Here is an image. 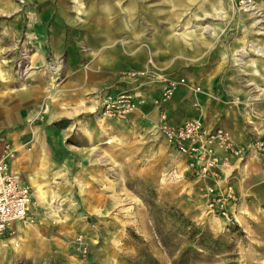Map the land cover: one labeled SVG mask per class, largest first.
I'll return each instance as SVG.
<instances>
[{
	"label": "rangeland",
	"instance_id": "rangeland-1",
	"mask_svg": "<svg viewBox=\"0 0 264 264\" xmlns=\"http://www.w3.org/2000/svg\"><path fill=\"white\" fill-rule=\"evenodd\" d=\"M225 1L228 18L200 22L218 33L200 36L204 0L175 7L174 26L158 14L157 30L142 11L170 10L166 0H0V161L34 193V217L15 224L17 246L0 241V264H264V82L249 71L264 36L251 31L243 64L233 52L244 7L264 0ZM167 28H186L182 50L159 56L149 40ZM123 92L131 116L100 117L103 96ZM192 118L228 135L211 167L153 132Z\"/></svg>",
	"mask_w": 264,
	"mask_h": 264
},
{
	"label": "built area",
	"instance_id": "built-area-1",
	"mask_svg": "<svg viewBox=\"0 0 264 264\" xmlns=\"http://www.w3.org/2000/svg\"><path fill=\"white\" fill-rule=\"evenodd\" d=\"M126 75L135 77L142 76L143 73ZM135 108V100L128 93L106 95L101 100L100 115L126 119ZM163 123L162 120L153 132L160 135L172 150L193 159L197 164L205 161L208 167H211L216 162L212 149L214 143L226 149L230 147L227 134L221 129H207L198 118L186 120L177 126H167ZM33 205L32 187L13 172L7 162L0 161V241L12 239L13 245L17 246V232L14 226L34 217ZM220 212L222 216H227L225 211Z\"/></svg>",
	"mask_w": 264,
	"mask_h": 264
},
{
	"label": "bare ground",
	"instance_id": "bare-ground-1",
	"mask_svg": "<svg viewBox=\"0 0 264 264\" xmlns=\"http://www.w3.org/2000/svg\"><path fill=\"white\" fill-rule=\"evenodd\" d=\"M146 1L147 2L148 1L157 2L159 0H146ZM199 1L200 0H168V1L166 0V2H164V3L169 5V9L170 10L162 9V8H154L152 10H148L149 12H147V9L142 7L143 8L142 12H143L144 16L147 17V23L150 24L151 28L154 29V30H157L158 29V23H156L154 21V19H156L158 17V14L164 12L165 13L164 16H166V20L169 22L170 26H174L173 20L179 19L180 15L175 14L173 9L175 7L176 8L177 7H182L183 9H185L187 7H190V6H191V8H194V5H196V3L199 2ZM184 2L186 4H184ZM202 5H203V3L201 4V7H202ZM244 8H248V10L246 12L249 13V14L248 15H241L240 19L237 21V24H238V27H240L239 28L240 31H243L242 33L245 34V35L243 36V40L240 41V43L238 44L237 48L235 50H233V52H235L234 57L236 56V58L234 59V63H236L238 65L243 64V63H241V64L239 63L240 62L239 59L244 54L248 55V53L249 54L253 53V52H250V51H256L258 54L264 55V50H261L260 48L259 49H255V47H253V46H250V51L249 52H245L244 53V50L247 51L246 50L247 48H245V46L248 45L249 40L252 37L251 36L252 35L251 31L257 30L256 31L257 35L264 36V4L257 5L254 9L251 8V5H249L247 7H244ZM222 10H224V13L223 12L222 13L219 12V11H222ZM229 10H230V8L226 5V1L225 0H204L203 10H201L199 13L193 15L194 24L192 25V28L200 36H202L203 33H205V34L207 33V35H214V34L218 33V30L212 33V31H213L212 29H209V27H202L200 22L203 21V20H207V19H215V18L221 17V15H224L225 18L226 17L228 18L230 16ZM132 11H133V8L130 7V8L127 9L126 13L131 14ZM254 12H256V13H254ZM105 13H106V11H105ZM113 14L114 13H113V11H111V9H109V11H107V15L110 16V18L108 20V24L109 25H112L113 21L115 19ZM149 14H152L153 16L149 17L150 16ZM248 17H249V20H248ZM129 18L131 19V16ZM255 18H259V20H256ZM252 20H253V22L250 23L249 21H252ZM97 22H98L97 25L100 24L99 21H97ZM234 28H235V26H234ZM169 30L170 29H168V28L163 30L164 33H166L165 35H163V39L160 36H159V38H156V36L153 35V38L151 40H149L150 41L149 42L150 48H152V50L156 54H158L159 56H163V52H162V46L163 45L165 47H167L171 51V53H174V54H179L180 51L182 50V45L180 44L177 36L183 37L184 36V32L186 31V28L182 29L181 30L182 32L179 33V34H171V32H169ZM111 32L112 31L103 33L102 39H104L103 37H105L106 41H108V42L112 41V39H113L112 36L113 35H112ZM167 32H168V34H167ZM251 41H252V39H251ZM129 44H131V41L129 39H126V40H123L122 42L120 41V43L117 46H115V48H113L111 50L115 51L116 47H124V46H127V45L129 46ZM256 47H258V46H256ZM238 48L239 49L242 48V49L238 50ZM262 57H264V56H262ZM256 64H257L256 61H250L249 62V71L254 73L257 76V78L260 80V82H264V62H261L259 66H257ZM252 80L253 79H251V81ZM256 83L259 86V82H256ZM231 87H232V89H231ZM248 87H250V86L248 85ZM228 91H230L231 93L233 91L234 94H238L239 93V90L236 88V85L234 83L231 84V86L229 87ZM261 94H264V93H261ZM262 97H264V96H262ZM256 101H258V100H256ZM248 109H250V108H248ZM245 115H250V112L245 111ZM99 116L102 117L101 115H99ZM34 187H35L36 194L38 193L39 195H41V190L38 187V185H36L34 183ZM20 231L24 232L25 231V227L23 226L20 229Z\"/></svg>",
	"mask_w": 264,
	"mask_h": 264
},
{
	"label": "trees",
	"instance_id": "trees-1",
	"mask_svg": "<svg viewBox=\"0 0 264 264\" xmlns=\"http://www.w3.org/2000/svg\"><path fill=\"white\" fill-rule=\"evenodd\" d=\"M188 226L194 227V225L192 223H188ZM189 233H190V236H194V235H196V233H198V231H196L195 229H192L191 232H189ZM186 253L184 254L185 256H186ZM180 264H186V260L185 259L181 260Z\"/></svg>",
	"mask_w": 264,
	"mask_h": 264
},
{
	"label": "crops",
	"instance_id": "crops-1",
	"mask_svg": "<svg viewBox=\"0 0 264 264\" xmlns=\"http://www.w3.org/2000/svg\"><path fill=\"white\" fill-rule=\"evenodd\" d=\"M112 93H117V92H112ZM99 115H100V114H99ZM129 116H131V115H129ZM100 119H101V118H100ZM203 123H204V122H203ZM204 124H205V123H204ZM205 125H206V124H205ZM205 125H204V126H205ZM25 182H26V181H25Z\"/></svg>",
	"mask_w": 264,
	"mask_h": 264
}]
</instances>
